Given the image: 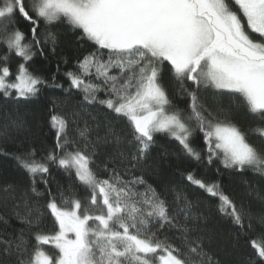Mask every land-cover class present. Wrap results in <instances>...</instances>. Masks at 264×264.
<instances>
[{
	"label": "snow or ice",
	"instance_id": "1",
	"mask_svg": "<svg viewBox=\"0 0 264 264\" xmlns=\"http://www.w3.org/2000/svg\"><path fill=\"white\" fill-rule=\"evenodd\" d=\"M17 17L30 25L31 40L25 42V33L10 27ZM41 20L67 23L79 33L78 39L96 46L78 60L77 72L65 75L70 88L84 92L85 101L98 102L126 119L131 129L128 143L135 147L129 160L133 167L146 157L156 133L170 136L189 156L201 161V153L190 143L193 132L199 131L209 164L219 159L225 168L264 172V154L247 141L231 122L229 111L218 103L224 96L236 98L259 117L260 126L253 131L264 137V0H30L27 4L26 0H0V38L8 52L23 61L10 79L8 56L0 57L4 61L0 93L5 97L15 93L17 101L27 100L48 84L26 67L37 52L43 55V44L49 40L55 43L51 32L41 40ZM100 50H107V60ZM112 69L117 70L115 74ZM165 70L179 86L178 91L190 98L187 110L172 105L161 82ZM93 76L100 83L92 82ZM101 90L106 98L99 100ZM202 90H211L215 108L201 102ZM50 123L56 129V150L61 154L53 150L37 159L33 150L16 159L31 178L33 193L41 195L37 177L45 184L46 208L54 218L55 230L35 232L30 251L23 235L16 241H0L4 251L11 252L14 246L21 256L18 264H187L178 249L152 231L157 225L175 226V217L143 177L125 182L112 170L109 179H99L86 148L66 150L75 143L67 138L66 117L53 114ZM13 124L22 127L23 121ZM87 134V127L79 131L85 140ZM50 164L74 171L89 190L86 203L65 198L63 192L58 201L47 188ZM186 179L217 198L219 210L242 234L251 231V221L245 224L242 210L218 184L193 172H188ZM137 184L146 185L145 191H136ZM22 220L38 227L40 217H33L29 210ZM259 223L264 228V217ZM185 242L190 253L202 254V240H189L185 235ZM248 243L253 250L249 264H264V232ZM46 245L52 247L51 253Z\"/></svg>",
	"mask_w": 264,
	"mask_h": 264
},
{
	"label": "trees",
	"instance_id": "2",
	"mask_svg": "<svg viewBox=\"0 0 264 264\" xmlns=\"http://www.w3.org/2000/svg\"><path fill=\"white\" fill-rule=\"evenodd\" d=\"M27 3L30 0H26ZM10 27L23 31L25 42L31 40L30 25L22 18L17 17L15 25ZM49 32L55 35V43L49 40L43 44V55L37 52L26 63L29 72L41 76L48 84L41 86L39 93L27 100L17 101L15 93L12 97L0 93V241H16L23 235L30 251L31 245L35 244V232L49 233L55 230L54 218L46 208L48 191L45 184L37 177L36 187L41 195L33 193L32 180L19 166L16 156L35 150L37 159H40L56 150V129L51 126L50 118L53 114H60L68 120V140L75 142L70 143L66 150L86 148L92 156L91 167L99 179H109L112 170L125 182L143 177L146 185H150L166 201L170 216L175 217V226L166 224L161 228L157 225L152 231L161 241L166 240L178 249V254L187 264H249L253 250L248 241L259 239L261 232H264L259 223V218L264 217V172L253 168L243 171L225 168L219 159L209 164L207 146L203 133L199 131L193 132L190 143L201 153V161L189 156L170 136L156 133L155 143L148 149L146 157L133 167L129 160L135 153V147L128 143L131 129L126 119L119 118L98 102L85 101L84 92L70 88V81L65 75L66 72H77L78 60L95 51L96 46L78 39L79 33L67 23L46 24L41 20V40ZM100 51L104 53L103 59L107 60V50ZM6 55L12 79L23 61L14 53H9L0 38V57ZM3 63L0 60V65ZM111 71L115 74L117 70ZM91 80L100 83L94 76ZM161 82L172 105L187 110L190 98L178 91L179 86L166 70ZM53 83L62 87L49 86ZM97 97L99 100L105 99V91L98 92ZM200 98L201 102L211 104V90H202ZM218 103L229 111L231 122L245 134L247 141L264 154V137L253 131L260 126L259 117L248 112L234 97H221ZM211 106L215 108L214 104ZM13 121L17 124L23 121V126L17 127ZM85 127L88 129L87 140L79 136V131ZM56 151L58 155L61 154L59 150ZM49 167L47 188L51 189L58 201L63 192L65 198L74 197L87 202L89 190L76 178L74 171H66L55 164ZM188 172H193L208 183L218 184L220 190L242 210L245 224L251 221V231L242 234L232 224L230 217L219 210L217 198L187 181ZM146 185L137 184L135 189L142 193ZM29 210L33 217L39 215L38 227L29 226L22 220ZM182 228L189 231L184 233ZM185 235L189 240H202V254L189 252ZM44 247L50 253L53 251L50 245ZM20 258L14 246L11 252H6L4 245L0 244V264H18Z\"/></svg>",
	"mask_w": 264,
	"mask_h": 264
}]
</instances>
